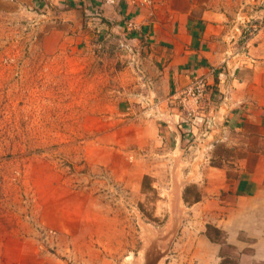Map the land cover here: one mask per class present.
I'll return each mask as SVG.
<instances>
[{"label":"rangeland","instance_id":"obj_1","mask_svg":"<svg viewBox=\"0 0 264 264\" xmlns=\"http://www.w3.org/2000/svg\"><path fill=\"white\" fill-rule=\"evenodd\" d=\"M245 2L246 35L264 0ZM47 29L0 0V264H163V178L175 173L163 163L184 156L162 153L163 140L135 150L129 137L145 111L162 132L163 111L146 95L117 108L130 74L112 55L136 75L117 40L97 41L90 57L70 40L56 49ZM211 153L215 165L237 155L224 145Z\"/></svg>","mask_w":264,"mask_h":264},{"label":"crops","instance_id":"obj_2","mask_svg":"<svg viewBox=\"0 0 264 264\" xmlns=\"http://www.w3.org/2000/svg\"><path fill=\"white\" fill-rule=\"evenodd\" d=\"M16 1L45 18V38H53L56 49L70 40L98 57L94 44L109 38L133 48L135 76L121 54L112 55L119 57L117 72L130 74L122 82L129 99L119 98L117 108L152 97L165 125L161 132L145 111L129 124L130 145L139 151L163 140L162 153L184 156L163 163L175 170L163 178V264H264V9L255 16L256 31L243 39L249 19L238 14L245 0H152L144 6L138 0ZM194 76L205 78L208 93L190 127L174 98ZM224 96L228 101L219 107ZM210 113L224 120L226 140L194 151L186 138L209 124ZM220 145L237 155L215 165L208 157Z\"/></svg>","mask_w":264,"mask_h":264},{"label":"built area","instance_id":"obj_3","mask_svg":"<svg viewBox=\"0 0 264 264\" xmlns=\"http://www.w3.org/2000/svg\"><path fill=\"white\" fill-rule=\"evenodd\" d=\"M103 4H113L115 0H100ZM152 0H138L139 6L149 5L151 4ZM242 38L246 39L245 34ZM120 47L127 50L128 53L131 55L134 54L132 47L127 42H119ZM133 58V57H132ZM134 60V59H133ZM227 67L228 64L224 62ZM136 64V62H135ZM138 65V64H137ZM208 93V84L203 76H194L190 79L189 83L180 89L174 98V101L177 103L176 109L179 112L183 113L184 123L185 126L189 125L191 119H195L198 117L199 112L203 108L205 96ZM224 101H228V98L225 96L220 98L219 100V107L224 105ZM211 114V113H210ZM209 117V124L202 130H200L199 134L194 138L193 145L195 146V151L200 150H211L213 146L217 143H222L226 140V125L224 124V120H218L216 115L213 113L208 115ZM192 126L191 124L189 125ZM218 131L220 136L217 139H214L212 133ZM208 143L202 144L203 139L210 138ZM202 144V145H200Z\"/></svg>","mask_w":264,"mask_h":264}]
</instances>
